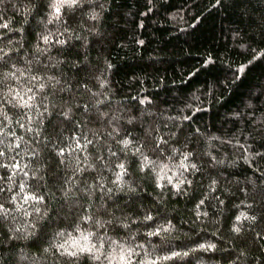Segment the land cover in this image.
I'll return each mask as SVG.
<instances>
[{"label":"trees","instance_id":"obj_1","mask_svg":"<svg viewBox=\"0 0 264 264\" xmlns=\"http://www.w3.org/2000/svg\"><path fill=\"white\" fill-rule=\"evenodd\" d=\"M54 4L0 0V264H264V0Z\"/></svg>","mask_w":264,"mask_h":264},{"label":"snow or ice","instance_id":"obj_2","mask_svg":"<svg viewBox=\"0 0 264 264\" xmlns=\"http://www.w3.org/2000/svg\"><path fill=\"white\" fill-rule=\"evenodd\" d=\"M79 2V0H55V4H54V15L58 18L61 12V7L63 5H68L69 7L76 5ZM2 27H7V25H3ZM45 43L48 42V37H45ZM59 43L63 44L64 41H59ZM0 59H2V56H0ZM13 76L15 75L14 73L12 74ZM41 88L44 87L43 84L40 85ZM31 89H27L23 94H21L20 91L15 90V89H11L10 93L13 95V99L16 101V103L18 104L19 107L21 108H25V109H29L31 110L34 107V101H35V96L34 94H29L31 93ZM26 97V98H25ZM29 121H31V117L29 116ZM11 121L9 120V123ZM21 127H23V125L21 124ZM3 129L0 128V133H2ZM29 131H31V128H29ZM87 143H91V141H85V145H81L79 142V138L76 139V148H82V147H86ZM125 146H128L130 141L125 140L123 141ZM18 146V144H17ZM69 151H71V149H69ZM60 156L64 155V151L61 150L58 153ZM0 155H3V153H0ZM188 159L187 156L184 157V160H182L180 162V167L187 170L188 165L185 163V161ZM152 162L149 161L147 159V157H145L144 160V164L145 166L150 165ZM17 167H19V165H17ZM120 168V173L117 175V180H121L123 174H124V165L121 164L118 166ZM191 167L194 169L196 166L193 164L191 165ZM167 166H163L162 168V174L160 175V179H164V176L166 175V172H164V169H166ZM168 183L172 184V177H168ZM183 181H180V183L174 184L173 186L179 190L180 188V184H182ZM188 183H191V181H188ZM162 186V185H159ZM21 192L24 191L23 185H21L20 187ZM25 202H27L29 199L33 200V201H42L43 197H36L34 195L28 196L26 195L24 197ZM201 203H203V201H201ZM0 214H5V209L3 208V205H0ZM148 219H151V217H148ZM237 219L239 220L240 217H237ZM252 219H255L254 217ZM236 231H239V229H236ZM155 234V233H153ZM91 235V234H89ZM81 238L83 241H85V243L81 244L80 239H76V238H72L70 242H66L65 244H60L58 245V248L63 250L64 254H67L69 256H77L79 253H83V252H88V253H92L93 250L95 249V245L89 246L87 241L89 239L88 236H84L83 234H81ZM131 255H132V250L128 249L127 251H125L122 247H121V251L119 253V255L114 256V259H117L121 262V264H131ZM97 259L99 258L98 256L96 257Z\"/></svg>","mask_w":264,"mask_h":264}]
</instances>
